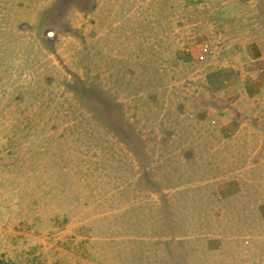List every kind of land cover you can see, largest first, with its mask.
Listing matches in <instances>:
<instances>
[{
    "label": "rangeland",
    "instance_id": "obj_1",
    "mask_svg": "<svg viewBox=\"0 0 264 264\" xmlns=\"http://www.w3.org/2000/svg\"><path fill=\"white\" fill-rule=\"evenodd\" d=\"M35 1L0 0V264H264V0Z\"/></svg>",
    "mask_w": 264,
    "mask_h": 264
},
{
    "label": "crops",
    "instance_id": "obj_2",
    "mask_svg": "<svg viewBox=\"0 0 264 264\" xmlns=\"http://www.w3.org/2000/svg\"><path fill=\"white\" fill-rule=\"evenodd\" d=\"M55 1H56V0H36L35 2H36V3H39L40 7H38V8H34L35 11H33L32 14H34L36 17H40L39 12L42 11V10H44V9H46V8L51 7V6L54 4ZM73 15L76 16V14H73ZM79 16H80V15H79ZM80 17H81V16H80ZM73 26H78V25H76V24L74 23Z\"/></svg>",
    "mask_w": 264,
    "mask_h": 264
}]
</instances>
